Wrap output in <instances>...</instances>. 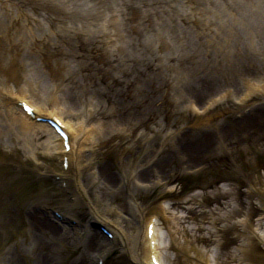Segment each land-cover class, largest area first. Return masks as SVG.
<instances>
[{"label": "bare ground", "instance_id": "obj_1", "mask_svg": "<svg viewBox=\"0 0 264 264\" xmlns=\"http://www.w3.org/2000/svg\"><path fill=\"white\" fill-rule=\"evenodd\" d=\"M13 1H17L19 3H23V0H13ZM36 4L42 6V7H47V8H50V9H57V8H60L62 7L60 5V0H56V1H49V0H33ZM261 0H257V5H259ZM46 10H49V9H46ZM263 8H258L257 11L259 12V14H262L263 13ZM74 14V13H73ZM5 18H8L9 15H4ZM2 26V23H1V16H0V27ZM21 34L19 33L17 35V37H20ZM3 37L0 36V43L1 42H9L11 43L12 42V39L10 40H7L6 39H2ZM262 38L263 39V43H264V30H257V41L258 39ZM47 41V34L43 35L42 38H37V37H33L32 40H31V46L28 47V49H30L31 47H39V46H44L46 47L48 45V42ZM77 49L81 50V46L79 44H77ZM45 52H50L49 50H46ZM28 58H29V64L30 65H33V58L28 55ZM14 61H15V58L10 55L8 60H7V63L5 64H2V66H0V70L1 72H4L5 73V77L9 80H17L19 78V73L17 72V70L13 67V64H14ZM32 71V77L30 79L26 78L25 79V82L27 84L28 87H30L32 85V82L34 80V78L36 77L37 75V70L34 69V70H30ZM68 91H71V92H74V91H77V87H74L72 85H69L68 84ZM80 92V91H79ZM127 95V94H126ZM113 96H115L113 94ZM126 98H124V105L122 106L121 108V111L118 112V118L119 120H125L126 122H128L130 125H132V128H135L138 126V120L137 118L138 117H142V118H147L144 114V109L140 108L141 106L139 105V103L136 101L134 102L133 104L130 103V102H126ZM126 102V103H125ZM140 106V107H139ZM153 109V108H152ZM77 110H80V109H77ZM144 113V114H143ZM143 114V115H142ZM146 114L148 115L149 112H146ZM98 124V123H97ZM79 126L78 127H81L80 124H78ZM150 126V125H148ZM36 127H41V125H36ZM98 128H99V132H100V135H102L101 139H98L99 142V145L98 146V149L101 150V148L105 145H108L109 147V150L117 153V154H121V153H125L126 151L127 154L129 156V152L132 151L133 152V149L135 148V146H139L137 143L129 146V147H124V145L121 143V141H114L118 134L116 133L115 131V123L114 124H110L109 121H106L104 122V124H98ZM151 128V126H150ZM2 138V137H0ZM104 138V139H102ZM136 141V140H135ZM140 142V145L142 144V141H138ZM126 151H125V150ZM129 157H132L131 155ZM146 171H148V168H145V169H142L139 171L140 174H145ZM131 196V194L129 195ZM131 200H134V197L131 198ZM142 206H145V203L143 202H140ZM114 209H116L115 207H113ZM112 208V205H111V202H108V200H105L104 203L102 204V210L106 213H109V214H112L114 211V209ZM36 224L42 229V230H45V229H48L50 232L53 231V227L50 225V224H46V225H39L38 221L36 220ZM53 233V232H51ZM54 234V233H53ZM171 261V259L169 258V256L167 255L166 258H165V262L166 264H169ZM183 264H187V259H183L182 260ZM232 262H235L232 260V258L230 257V263Z\"/></svg>", "mask_w": 264, "mask_h": 264}, {"label": "rangeland", "instance_id": "obj_2", "mask_svg": "<svg viewBox=\"0 0 264 264\" xmlns=\"http://www.w3.org/2000/svg\"><path fill=\"white\" fill-rule=\"evenodd\" d=\"M125 144H126L127 147H128L129 144L127 143V141H125ZM125 144H124V145H125ZM126 145H125V146H126ZM125 146H124V147H125ZM124 150H125V149H124ZM125 151H126V150H125ZM144 156H146V155H143V157H144Z\"/></svg>", "mask_w": 264, "mask_h": 264}]
</instances>
